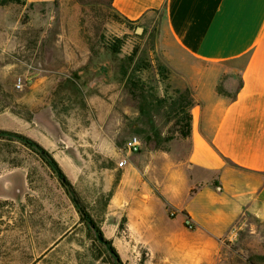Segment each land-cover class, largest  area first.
<instances>
[{
	"label": "rangeland",
	"instance_id": "1",
	"mask_svg": "<svg viewBox=\"0 0 264 264\" xmlns=\"http://www.w3.org/2000/svg\"><path fill=\"white\" fill-rule=\"evenodd\" d=\"M114 15L110 0H57L50 10L12 4L0 15L12 24H0V173L23 169L31 190L20 205L0 200V264H120L82 222L84 213L112 239L121 264H264L261 228L202 235L199 250L166 249L161 235L146 245L128 229L130 191L116 196L124 143L136 135L143 144L139 154H127L125 169L139 155L166 150L183 130L172 106L176 91L189 89L172 81L163 12L132 27ZM115 38L124 40L117 55L108 49ZM192 99L189 90L186 108ZM35 114L52 123L53 133L33 121ZM1 133L43 147L68 184L23 140ZM159 215L149 211L138 225ZM195 240L191 231L182 237Z\"/></svg>",
	"mask_w": 264,
	"mask_h": 264
},
{
	"label": "crops",
	"instance_id": "2",
	"mask_svg": "<svg viewBox=\"0 0 264 264\" xmlns=\"http://www.w3.org/2000/svg\"><path fill=\"white\" fill-rule=\"evenodd\" d=\"M24 1L50 10L57 0ZM113 6L137 23L163 12L172 81L191 90L194 101L190 137L123 168L116 196L130 191L128 229L146 245L151 235L166 237L170 250H199L202 235L264 230V0H114ZM11 10L12 4L0 6V15ZM0 24L12 26L9 19ZM152 210L159 221L139 226ZM189 231L192 243L182 241Z\"/></svg>",
	"mask_w": 264,
	"mask_h": 264
},
{
	"label": "trees",
	"instance_id": "3",
	"mask_svg": "<svg viewBox=\"0 0 264 264\" xmlns=\"http://www.w3.org/2000/svg\"><path fill=\"white\" fill-rule=\"evenodd\" d=\"M113 2H114V0H110L111 7H112L113 11L115 12L114 20L116 22L125 24L128 27L134 26L137 22L130 21L127 18H124L123 16H121L115 10V8L113 6ZM9 4H18V5H20V4H25V2H22V0H1L0 1V6H6V5H9ZM31 7H33V6H31ZM123 44H124V40L123 39L115 38L114 41L108 46V49L111 51V53H113L114 55H117V54H120ZM128 59L132 60L133 59V55L130 56ZM140 89H141V91L143 93H145L143 88H140ZM220 91H221V89H220ZM176 93L178 94L179 98H178V100H173L172 106L174 108H176L178 110V113H180L182 115V118H181L180 122L178 123L179 126L183 125V130L180 131V136H181L180 138L186 139V138L190 137V135H191V123H192L191 108L194 105V101H193V99L190 100V102L187 104V108H186V106L184 104H185V101L187 100V94L189 93V90H186L185 92L176 91ZM1 134L4 135V136L6 135V136H9V137H12V138H17V139L23 140V142L27 146H30L35 151H37V153H39L42 156L43 160L46 161L59 175H61L62 178H63V181L65 183H67L66 182L67 180H66V178L63 177L62 172L59 169L58 164L56 163V161L39 144L31 141L30 139L23 138L22 136H20L18 134H10V133H1ZM82 222H86L85 224L87 225V228L89 230H90V228H92V229H94L96 231L97 234H102L103 235L100 227L97 225L95 220H93V218L91 216H89L88 214H85V213L83 214V221ZM105 241H106V245L108 247V252L114 258H116L118 263L121 264L122 263L121 258L119 256L117 250L113 246L112 242L110 240H107V239H105Z\"/></svg>",
	"mask_w": 264,
	"mask_h": 264
},
{
	"label": "water",
	"instance_id": "4",
	"mask_svg": "<svg viewBox=\"0 0 264 264\" xmlns=\"http://www.w3.org/2000/svg\"><path fill=\"white\" fill-rule=\"evenodd\" d=\"M136 31L138 34H141L143 32V29L137 28ZM33 121L35 123L41 124L43 127L48 129L49 131H52L53 133V130L51 128L52 123L47 119L42 118L41 114H35ZM30 192L31 190L28 185L27 173L23 169L17 168L14 170L0 173L1 201L12 202L16 205H20L24 202L26 196L30 194ZM97 238L101 243L106 245L105 238L102 234H97Z\"/></svg>",
	"mask_w": 264,
	"mask_h": 264
},
{
	"label": "built area",
	"instance_id": "5",
	"mask_svg": "<svg viewBox=\"0 0 264 264\" xmlns=\"http://www.w3.org/2000/svg\"><path fill=\"white\" fill-rule=\"evenodd\" d=\"M16 88L18 90H22L24 88V84L21 81H18V83H16ZM142 148L143 144L140 137L136 135L129 137L125 141L124 147L121 150L122 158L118 162L119 168L123 169L129 163L127 154H139L142 151Z\"/></svg>",
	"mask_w": 264,
	"mask_h": 264
}]
</instances>
